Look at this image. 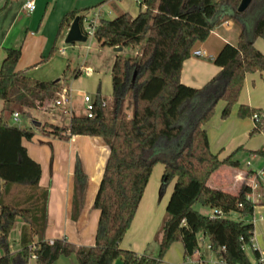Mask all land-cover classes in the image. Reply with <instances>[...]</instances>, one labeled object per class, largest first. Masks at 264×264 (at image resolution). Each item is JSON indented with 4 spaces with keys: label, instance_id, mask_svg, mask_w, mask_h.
Returning <instances> with one entry per match:
<instances>
[{
    "label": "trees",
    "instance_id": "16d2710c",
    "mask_svg": "<svg viewBox=\"0 0 264 264\" xmlns=\"http://www.w3.org/2000/svg\"><path fill=\"white\" fill-rule=\"evenodd\" d=\"M239 3L240 0H142L139 6L145 8L135 17L121 13L110 20H98L93 37L99 46L142 45L140 53L133 58L115 57L109 104L97 94L92 118L71 116L67 127L46 123L39 130L60 139L98 137L109 149L93 201L99 217L92 247H78L65 239L51 243L44 239L48 191L39 188L40 165L22 145V140L31 141L34 132L9 125L1 112L0 264H28L32 257L35 264H53L71 255L77 264H112L118 259L122 264H160L176 242L182 245L183 259L190 258L198 249L200 236L208 240L209 251L219 254L223 264H252L244 251L253 236V225L247 219L255 203L246 199L251 189L244 184L231 194L208 186L220 168H239V163L233 160L235 153L223 160L213 154L204 129L219 101L223 103L220 118L229 116L246 74L264 72V55L253 45L257 38L264 40V0H252L242 13L237 12ZM256 8L259 15L252 21L249 14ZM88 11L65 14L58 33L76 17L83 31L82 20ZM224 20L239 27V33L235 44L225 43L212 59L219 73L200 89L183 85L182 65L192 55L194 45L204 42ZM0 50L4 52L0 102L37 109V103L61 91L58 80L41 82L16 71L19 48ZM53 51L52 48L49 56ZM47 58L42 57L40 62ZM78 76L74 74V78ZM130 107L131 115H127L125 110ZM237 112L239 118L259 116L250 136L264 130V111L239 105ZM254 154L264 159V148ZM157 162L164 166L161 189L172 179L175 181L158 232V251L152 258L123 250L119 245ZM13 186L25 187L22 197L12 204L2 203V194ZM85 187L86 176L78 167L73 181L72 221L77 220L83 208ZM197 205L210 209L211 214L199 213ZM17 219L22 220L23 227L19 249L11 252L9 235Z\"/></svg>",
    "mask_w": 264,
    "mask_h": 264
},
{
    "label": "crops",
    "instance_id": "0c3cea01",
    "mask_svg": "<svg viewBox=\"0 0 264 264\" xmlns=\"http://www.w3.org/2000/svg\"><path fill=\"white\" fill-rule=\"evenodd\" d=\"M27 1L30 0H0L1 49H16V45L25 40L28 35L31 38L35 37L43 22L49 23L53 20H61L65 14L74 10L83 11L88 9L89 11L85 15H88L90 12H92V15L95 13L101 14V18L105 20L113 19L121 13H127L131 17L137 15V12L132 15L128 11L123 10L125 0H108L95 9L92 7L98 5L103 0H32L35 8L31 13H27L24 9V4ZM131 1L139 6L136 0ZM139 1L141 2L142 0ZM103 7L108 8L105 14H102ZM139 8L144 10L145 7L142 5ZM111 13H113L112 16ZM40 15L41 18L36 25V21ZM249 16L253 21L256 17V11H251ZM70 24L66 28V33L68 32ZM34 28L35 31L30 32ZM238 33L239 27L234 25L230 20H224L215 27L204 42H197L192 49V53L194 51H200L202 55H191L190 58L184 61L180 74V82L185 86L195 89H200L205 86L220 71L219 68L212 64V59L225 43L235 44ZM253 45L264 55L263 39L257 38ZM123 51L124 48L122 53ZM113 53L115 55L114 57L118 56V53L114 51ZM40 60L39 63H41ZM36 65L38 64L36 63ZM16 71L21 75L41 81L33 78V75L28 71L17 69ZM85 71L88 72L86 76L93 75L91 68H87ZM78 73V78H73L76 81L80 79V70ZM240 92L241 94H239L240 96L237 101L238 106L244 105L251 109L264 111V72L246 74ZM84 95L89 96L86 93ZM96 96L97 94L90 98L92 102L95 101ZM8 106L12 105L0 102V114L2 112V117L7 123L8 120L4 116L5 111H14V109ZM69 109L71 116H83L85 114L77 112V108L72 101H70ZM18 113L20 114L21 112L19 111ZM27 116V121L22 129H31L35 135L39 131L36 127L40 123L30 115ZM59 119L65 121L63 127L68 126L69 118ZM232 122L235 125V129L238 130H236L237 134L228 142H222L221 133L214 135L212 139H210L207 130L206 133L210 151L213 154H218L220 160L235 153L233 160L239 163V168H220L209 179L208 186L231 194H236L244 184L249 185V187L251 186L252 190L250 194L253 197L255 206L252 216L247 221H250L253 225V236L251 238V244L244 247V251L246 253V250L249 249L253 257L250 261L254 263V251L258 254H264V176L258 175L260 171L264 172V159L254 154L255 151L264 148V136L259 134L258 136L260 137H256V139L250 136V129L254 127V122L251 118L247 121L238 120ZM53 124L57 125L56 120L53 121ZM22 145L25 147L28 156L40 165L41 176L38 183L39 188L48 191L46 206L47 221L44 239L48 242L56 239H65L67 242L78 247H92L94 245L99 217V212L93 209V201L108 157V147L101 138L88 136H72L67 139L47 138L44 139V144L41 145L22 140ZM212 146L214 150H212ZM218 148L219 150L217 151ZM101 153H104V156L100 162ZM241 155H246L247 157L240 159L239 157ZM100 163L103 164L102 170H100ZM252 165L254 166L252 167ZM78 167L86 176V187L83 208L77 220L72 221L73 181ZM98 170L99 172L101 171V175L98 181H96L95 175H98ZM174 181L172 179L164 190L161 189V177L159 182L155 180L152 184L149 185L148 183L146 185L132 223L119 245L121 249L147 257L153 258L156 256L158 251V232L165 218V208L172 192ZM206 210L207 213H200L203 215L211 214L210 209L206 208ZM15 224H18L20 227L23 225V223L17 220ZM15 230L14 228L12 232H15ZM19 238L20 232L18 231L15 239L10 240L11 252L19 249ZM204 244L206 245L205 253L201 252ZM167 252L160 264H219L221 262V256L209 251L208 240L202 236L199 237L197 251L186 260L183 259L182 245L178 242L173 243ZM30 259L35 262L34 257ZM113 264H122V262L115 260Z\"/></svg>",
    "mask_w": 264,
    "mask_h": 264
},
{
    "label": "rangeland",
    "instance_id": "374dc122",
    "mask_svg": "<svg viewBox=\"0 0 264 264\" xmlns=\"http://www.w3.org/2000/svg\"><path fill=\"white\" fill-rule=\"evenodd\" d=\"M123 10L128 11L130 14L139 13L141 8L136 5L131 0H125L123 4ZM108 8L103 7L102 14L106 13ZM113 13H111L112 16ZM259 15V10L256 9V18ZM114 16V15H113ZM88 19H93L92 12L86 15ZM40 17L36 21V25L40 20ZM98 18H101V14ZM61 20H53L51 22H43L38 33L35 37L31 38L29 35L25 40L16 45V48H20L21 58L16 65L17 70L28 71L33 75V78L45 81L53 82L59 80L60 89L66 90L67 96L70 101L75 104L77 112L85 113L86 105L83 102L84 94H88L90 98L93 95L99 94L102 98H105V102L109 104L111 98V67L115 59L113 53V48L101 47L93 36H87L86 41L83 43H74L66 44V28H63L60 33H58V27ZM252 22V21H251ZM34 29H31L30 32H34ZM66 33V34H65ZM53 48V53L49 56L51 49ZM141 51V46H128L124 48L123 53H118L125 58H133ZM4 57V52L0 50V63ZM48 57L45 62L39 63L40 58ZM38 64L35 66V64ZM91 68L93 70V75L86 76L85 69ZM80 70L81 75L80 79L76 81L74 74L78 73ZM254 74V73H253ZM242 90V89H241ZM60 91V92H61ZM59 92V93H60ZM241 94V92H240ZM240 96V95H239ZM14 111H5V118L8 120L9 125L15 126L18 128L24 127V124L27 121V115H30L33 119H36L40 125L36 128L40 130V127L43 124H53V121L56 120V124L59 127H63L65 123L64 120L59 119L57 115L59 112L57 110L41 111L39 109H27L17 106H8ZM126 103H124V108ZM222 108V101H219L213 111V115L210 120L204 125V129L208 131L210 139L214 135L222 134L223 143L228 142L232 137L237 134L238 129H235V125L232 121H247L249 118H239L237 115L238 103H236L230 111L229 116L222 120L220 118V111ZM21 112V118L19 122H14L12 120V113ZM127 115H131L132 108L125 110ZM55 125V124H54ZM252 129H250L251 132ZM259 134L252 135L256 139ZM208 137V136H207ZM47 138H56L49 134L38 131L33 136L30 142L35 143L36 145L44 144V139ZM40 140V141H39ZM46 143V142H45ZM47 146V145H42ZM212 150L213 146H212ZM219 148L217 149V151ZM215 151V152H217ZM104 153L100 154V162L103 160ZM241 155L239 158H246L247 156ZM105 159V157H104ZM260 160V158H259ZM257 159V161H259ZM242 161V160H241ZM257 163V162H256ZM254 164V163H253ZM254 165H252L253 167ZM163 164L157 162L153 165L151 174L148 180L149 185L156 180L159 182V179L162 174ZM103 164L100 163V170H102ZM99 169V168H98ZM160 169V170H159ZM101 171L98 170V175H95L96 181H98ZM97 183V182H96ZM147 183V184H148ZM24 188L22 186H13L9 192H4L1 196V201L4 204H12L11 202L17 201L18 198L22 197L24 193ZM195 209L200 213H207L206 208L199 205L195 206ZM233 219H236L234 215L231 216ZM18 222L22 223L21 219H17ZM23 225L20 227L18 224L14 225L16 229L15 232H12L9 235V241L15 239L17 232L21 230ZM206 244V243H205ZM203 245V250L201 252L205 253V246ZM249 246V245H247ZM246 247V246H245ZM248 249V248H247ZM11 251V250H10ZM168 251V250H167ZM166 252L165 254H167ZM246 255L249 259H252V253L246 250ZM164 258V257H163ZM119 260V259H118ZM34 260L30 259L28 264H34ZM114 263V262H113ZM112 263V264H113ZM53 264H77L74 255L69 257H60L59 260Z\"/></svg>",
    "mask_w": 264,
    "mask_h": 264
},
{
    "label": "built area",
    "instance_id": "2783aa9c",
    "mask_svg": "<svg viewBox=\"0 0 264 264\" xmlns=\"http://www.w3.org/2000/svg\"><path fill=\"white\" fill-rule=\"evenodd\" d=\"M136 2L139 4L140 1L136 0ZM34 2L32 0L27 1L24 4V9L27 11V13H31L34 11ZM99 14H93V19H88L87 17H84V19L82 20V27H83V31L81 30L82 34L84 35V33L86 35H84L85 37L87 36H93V31L94 28L97 25V22L100 18ZM193 56H200L202 55V53L200 51H194L192 53ZM85 73L87 74L88 72L85 71ZM67 91L66 90H62L60 93H56L54 94V96L52 98H45L40 104L37 103V109L41 110V111H47L48 109L50 110H57L59 112V114H57L60 118H70L71 114H70V99L67 96ZM83 102L86 105V109H85V114L88 118H92L93 113H92V109H93V102L91 101L90 97L87 95H84L83 97ZM104 105V104H103ZM21 116L18 112H14L12 113V120L14 122H19ZM251 119L254 122L257 123V121H259V116L257 114H253ZM259 134L264 136V130L261 131ZM259 176H264V172L260 171L258 173ZM256 188V187H255ZM250 189L252 190L251 186ZM251 193V192H250ZM246 199L253 202V197L251 194H248L246 196ZM212 213H218L217 211H213ZM49 243H51V241H49ZM249 243L251 244V239L249 241ZM249 244V245H250ZM219 264H223L222 262H220ZM252 264H264V254H258V257L254 260V263Z\"/></svg>",
    "mask_w": 264,
    "mask_h": 264
},
{
    "label": "water",
    "instance_id": "95a60500",
    "mask_svg": "<svg viewBox=\"0 0 264 264\" xmlns=\"http://www.w3.org/2000/svg\"><path fill=\"white\" fill-rule=\"evenodd\" d=\"M252 0H240V3L237 8L238 13L244 12L250 5ZM86 41V37L82 34L80 26H79V20L78 18H74V20L71 22L68 32L65 37V43L66 44H74V43H83ZM123 50L122 47H114L113 51L115 53H121ZM135 76V75H134Z\"/></svg>",
    "mask_w": 264,
    "mask_h": 264
}]
</instances>
